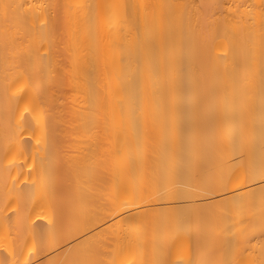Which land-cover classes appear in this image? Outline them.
<instances>
[{"label": "bare ground", "instance_id": "6f19581e", "mask_svg": "<svg viewBox=\"0 0 264 264\" xmlns=\"http://www.w3.org/2000/svg\"><path fill=\"white\" fill-rule=\"evenodd\" d=\"M0 264H264V0H0Z\"/></svg>", "mask_w": 264, "mask_h": 264}]
</instances>
